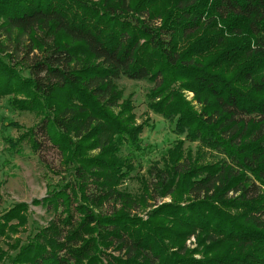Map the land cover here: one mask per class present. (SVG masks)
Listing matches in <instances>:
<instances>
[{"label":"trees","instance_id":"obj_1","mask_svg":"<svg viewBox=\"0 0 264 264\" xmlns=\"http://www.w3.org/2000/svg\"><path fill=\"white\" fill-rule=\"evenodd\" d=\"M160 1L0 0V100L39 119L10 146L46 144L66 174L10 264H264V0ZM123 78L178 138L134 193Z\"/></svg>","mask_w":264,"mask_h":264},{"label":"rangeland","instance_id":"obj_2","mask_svg":"<svg viewBox=\"0 0 264 264\" xmlns=\"http://www.w3.org/2000/svg\"><path fill=\"white\" fill-rule=\"evenodd\" d=\"M167 0H161L157 7L163 8ZM26 75V72L23 73ZM120 87L124 90L126 98L132 95L135 125L141 124L143 132L140 135V151L130 154L134 172L132 178L123 184L130 192L137 191L138 183L135 175L143 176L145 171L155 162L160 161L166 150L171 148L174 141L178 139L172 133L167 121L149 112L146 107L145 95L150 86L145 82L119 80ZM187 100L192 95L184 92ZM63 101V96L55 98ZM39 119L30 113L18 112L10 108L7 99L0 100V213L9 210L15 204L24 203L27 209L21 213L22 220L13 219L9 225L15 226V230L6 229L5 235L0 237V264H10V259L16 254V247L32 237L38 229L47 225L52 219V214L42 206L32 204L35 199H41L54 188L59 187L61 178L66 174L62 173L59 165L60 157L52 148L43 145L38 154H34L28 143L21 142L15 148L10 146L15 140ZM192 147L185 143L184 148ZM122 155L126 156L128 150L122 149ZM159 203L161 200H158ZM170 201L169 198L163 200ZM106 210L110 206L106 205ZM148 209L136 211L144 220L147 219ZM12 227V226H11ZM185 246L192 250L196 248L194 237L185 241Z\"/></svg>","mask_w":264,"mask_h":264}]
</instances>
